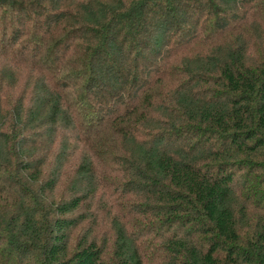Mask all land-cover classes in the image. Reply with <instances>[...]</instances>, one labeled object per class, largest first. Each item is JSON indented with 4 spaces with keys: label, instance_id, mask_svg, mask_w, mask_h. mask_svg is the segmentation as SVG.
<instances>
[{
    "label": "trees",
    "instance_id": "obj_1",
    "mask_svg": "<svg viewBox=\"0 0 264 264\" xmlns=\"http://www.w3.org/2000/svg\"><path fill=\"white\" fill-rule=\"evenodd\" d=\"M0 264H264V0H0Z\"/></svg>",
    "mask_w": 264,
    "mask_h": 264
}]
</instances>
